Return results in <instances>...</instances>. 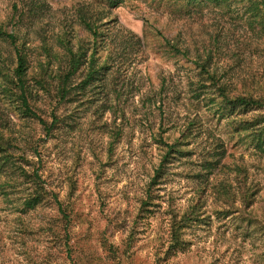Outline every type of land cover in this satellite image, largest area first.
Returning a JSON list of instances; mask_svg holds the SVG:
<instances>
[{"label":"rangeland","instance_id":"obj_1","mask_svg":"<svg viewBox=\"0 0 264 264\" xmlns=\"http://www.w3.org/2000/svg\"><path fill=\"white\" fill-rule=\"evenodd\" d=\"M15 1L0 0V21H6ZM97 1L107 7L103 33L124 35L114 52L123 76L114 78L109 91L89 89L61 106L58 113L65 122L49 138L36 122L9 112L13 127L23 123L16 128L18 152L26 150L35 159L53 196L37 209L24 210L27 184L22 180L14 179L12 188L0 192V264H264V36L246 34L241 18L223 22L206 14L203 20L181 19L176 6L158 0ZM42 2L55 17L91 0ZM205 24V30L229 35L214 67L236 94L247 77L252 82L255 76L259 108L221 112L212 102L216 92L204 90L199 98L203 81L198 70L170 53L154 29L172 43L181 35L190 45L202 41ZM129 32L141 43L126 50L123 60L119 55ZM32 38L36 41L37 35ZM109 55L104 53V59ZM39 107L50 113L53 105L43 97ZM257 115L259 134L235 133L233 118ZM192 123L193 134L183 135ZM112 129L122 131L114 145ZM160 134L182 146L148 198L163 153ZM223 151L225 157L219 158ZM211 161L216 169H205ZM235 163L246 170L251 194H256L249 209L237 174L228 169ZM215 178L228 180L240 193L233 205L215 196L210 188ZM193 205L201 218L186 226L179 246H171L175 217L181 221Z\"/></svg>","mask_w":264,"mask_h":264},{"label":"trees","instance_id":"obj_2","mask_svg":"<svg viewBox=\"0 0 264 264\" xmlns=\"http://www.w3.org/2000/svg\"><path fill=\"white\" fill-rule=\"evenodd\" d=\"M158 1L176 6L175 11L180 12L178 13L180 18L187 21L193 18L203 20L206 14L216 15V19L223 22H227V19L241 18L247 26L246 34L256 36L258 39L259 35L264 36L263 0ZM50 10L51 8L42 0H16L6 21H0V192L12 188L14 179L22 180L24 184H27L22 204L24 210L37 209L53 195L45 185L35 159L28 155L26 150L18 152L17 148L21 140L16 128L22 129L23 123L13 127L9 112H17V115L28 123L36 122L49 138L65 122V118L58 113L61 106L76 101L81 92L89 89L102 90L104 87L110 89L114 78L117 75L123 76V63L114 62V52L115 43L124 35L111 31L103 33V27L109 24L105 22L107 12L105 4L91 0V2L75 6L72 13L55 17L50 15ZM207 28L205 24L204 34L201 32L205 38L202 37V41H194V44L200 47L194 44L184 45L186 41L181 35L177 36L179 41L174 40L176 42L172 43V40L165 37L160 28L154 29L157 30V36L163 43L165 42V47L170 53L189 60L198 70V75L203 81L198 91L199 98L205 93L204 90L216 92L212 102L221 112H225L227 108L235 109L237 106L249 109L259 108V80L257 83L255 76L252 82L249 81V77H247L248 81L245 79L241 85L242 93L240 94H236L231 86L223 81L226 75L218 72L214 62L217 54H220L223 49L222 44L225 45L229 39V35L225 31H218L219 29L205 30ZM33 33L37 35L36 41H33ZM125 34L126 41L122 43L126 42L127 46L119 55L123 60H125L126 50L134 51L135 46L141 43L133 33ZM104 53L110 55L104 59ZM43 97L49 98L53 105L50 113H45L39 107ZM117 99H120L119 94ZM233 119L231 122L236 123L235 133L252 130L256 135L259 134V115L253 118L238 116ZM193 123L187 127L183 135L193 134ZM121 135V129H112L109 132L111 145H114ZM158 143L163 146V153L146 192L148 198L152 197V189L162 177L165 164L171 155L178 151L177 148L182 146L179 140L169 144L162 134L159 135ZM225 154L226 151H223L219 158H224ZM215 164L213 161L207 162L205 169H216ZM223 167L227 168L226 165ZM228 169L230 173L237 174L242 200L245 201L246 209H249L255 203L253 198L256 194H251L252 187L248 186L247 176L244 175L246 170L236 163ZM210 186L215 196L227 204L233 205L240 196L228 180L215 178ZM207 188L209 187L203 188L199 195L205 194L206 190H209ZM54 197H56L59 211L68 220L63 204L56 195ZM195 209L196 206L193 205L183 215L181 221L175 217L171 225V246H179L181 234L186 226L201 218L199 212L195 216Z\"/></svg>","mask_w":264,"mask_h":264}]
</instances>
